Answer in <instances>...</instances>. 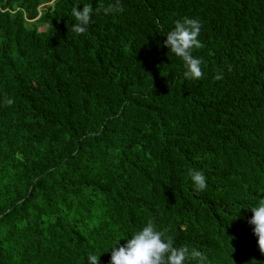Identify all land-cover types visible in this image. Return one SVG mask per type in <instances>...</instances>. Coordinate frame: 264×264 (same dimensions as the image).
I'll return each instance as SVG.
<instances>
[{
  "label": "trees",
  "instance_id": "trees-1",
  "mask_svg": "<svg viewBox=\"0 0 264 264\" xmlns=\"http://www.w3.org/2000/svg\"><path fill=\"white\" fill-rule=\"evenodd\" d=\"M114 2L0 0V264H110L148 221L208 264H264L247 222L264 198V0H120L72 31L74 6ZM186 17L200 79L164 44Z\"/></svg>",
  "mask_w": 264,
  "mask_h": 264
},
{
  "label": "clouds",
  "instance_id": "clouds-1",
  "mask_svg": "<svg viewBox=\"0 0 264 264\" xmlns=\"http://www.w3.org/2000/svg\"><path fill=\"white\" fill-rule=\"evenodd\" d=\"M94 11H103L104 14L121 13L124 8L120 0H115L107 7L99 6L95 9L91 3H84L82 9H78L76 5L72 8V15L76 21L72 26V31L77 34L85 33L89 28ZM201 27L198 19L186 17L183 21H176L174 29L166 34L164 44L183 59L187 69L184 73L186 78L200 79L203 77L202 59L192 55L193 48L203 47L198 39ZM214 79H223V72L217 73ZM4 103L6 106H11L14 100L5 97ZM189 175L197 191H202L207 187L206 177L201 171L193 169L189 171ZM248 209L253 215L247 222L254 226L253 233L258 238L259 250L264 254V198L260 200L258 206ZM166 232L167 229L158 231L155 224L148 221L146 226L127 239L125 244L118 248L113 247L110 264H185L188 259L197 260L200 264H208V258L203 252L196 248L190 250L187 246L175 247L173 239L166 236ZM99 256L90 254L87 257L88 264H99Z\"/></svg>",
  "mask_w": 264,
  "mask_h": 264
}]
</instances>
